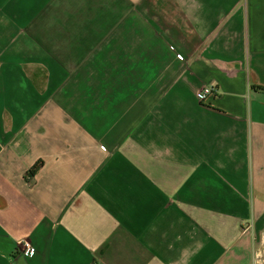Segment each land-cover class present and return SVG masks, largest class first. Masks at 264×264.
Wrapping results in <instances>:
<instances>
[{"label": "crops", "instance_id": "0c3cea01", "mask_svg": "<svg viewBox=\"0 0 264 264\" xmlns=\"http://www.w3.org/2000/svg\"><path fill=\"white\" fill-rule=\"evenodd\" d=\"M0 37L8 264H264V0H0Z\"/></svg>", "mask_w": 264, "mask_h": 264}, {"label": "built area", "instance_id": "2783aa9c", "mask_svg": "<svg viewBox=\"0 0 264 264\" xmlns=\"http://www.w3.org/2000/svg\"><path fill=\"white\" fill-rule=\"evenodd\" d=\"M217 94V90L215 88L205 86L198 92V102L202 106H208V99L211 96H215ZM25 247L26 252L29 254V256H32L36 253V249L32 247L30 244H23Z\"/></svg>", "mask_w": 264, "mask_h": 264}, {"label": "trees", "instance_id": "16d2710c", "mask_svg": "<svg viewBox=\"0 0 264 264\" xmlns=\"http://www.w3.org/2000/svg\"><path fill=\"white\" fill-rule=\"evenodd\" d=\"M251 89H253L254 91H256V92H260V94H264V87H262V86H260V85H258V84H253L252 86H251ZM39 168H40V165H35L32 169H31V171L29 172V175L32 177V176H34V174L39 170Z\"/></svg>", "mask_w": 264, "mask_h": 264}]
</instances>
